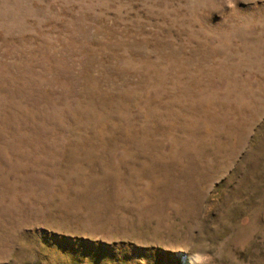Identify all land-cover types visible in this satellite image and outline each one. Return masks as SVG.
I'll use <instances>...</instances> for the list:
<instances>
[{"label": "rangeland", "instance_id": "rangeland-1", "mask_svg": "<svg viewBox=\"0 0 264 264\" xmlns=\"http://www.w3.org/2000/svg\"><path fill=\"white\" fill-rule=\"evenodd\" d=\"M0 264H264V0H0Z\"/></svg>", "mask_w": 264, "mask_h": 264}]
</instances>
